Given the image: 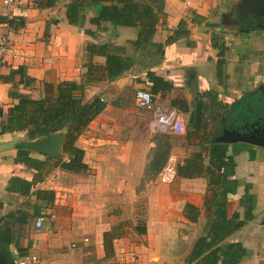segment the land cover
Wrapping results in <instances>:
<instances>
[{
	"label": "crops",
	"instance_id": "crops-1",
	"mask_svg": "<svg viewBox=\"0 0 264 264\" xmlns=\"http://www.w3.org/2000/svg\"><path fill=\"white\" fill-rule=\"evenodd\" d=\"M131 1L147 15L127 25L101 17L125 9L118 0H20L14 9L21 57L0 66V254H34L40 264H264V146L220 140L264 111V102H240L264 98V0ZM104 44L126 67L85 86L84 100L103 107L76 141L84 170L54 165L68 160L65 128L36 138L1 129L20 96L40 99L50 84L86 78L88 64L104 66ZM136 88L178 110L183 131L157 130L135 106ZM219 143L217 172L209 155ZM169 157L176 176L163 183ZM146 172L157 178L140 184Z\"/></svg>",
	"mask_w": 264,
	"mask_h": 264
},
{
	"label": "trees",
	"instance_id": "trees-1",
	"mask_svg": "<svg viewBox=\"0 0 264 264\" xmlns=\"http://www.w3.org/2000/svg\"><path fill=\"white\" fill-rule=\"evenodd\" d=\"M118 1H122L126 5V8L120 12L115 11L116 9L110 6L106 9L104 8L101 12L103 19L127 25L131 17L140 18L143 15L146 17L147 12L142 14L143 9L139 8L135 2L131 0ZM73 7L75 8V5ZM73 15L71 12L67 14V19L70 23L75 22ZM147 30H152V27H149ZM106 48L107 45L104 44L99 46V50L96 51L105 56V65L88 64L86 78H83L80 82L74 80L61 81L58 83L56 89L50 84L46 87L44 97L40 99L20 96L18 102L9 107L5 113L4 120L1 123V129L26 130L29 138H36L65 128L62 151L68 155V160L58 159L54 165L67 171L79 172L84 170L86 167L82 161L84 151L76 144V141L103 107L98 98L90 102L84 100L83 93L85 86L86 84L96 83L101 80L95 76L97 72L105 70L107 77L112 79L120 75L126 67L123 58L115 53L113 47H111L112 51L106 50ZM93 49L90 48L91 53L95 52ZM251 97L250 95L240 102H244L246 106L249 105V108L254 110L256 107H250L249 102L258 101H255L253 99L254 97ZM257 113H262V110H258ZM0 116H3L1 111ZM225 151V146L220 143L214 144L211 148L209 163L215 166L214 170L217 172L221 167L225 166ZM207 169L210 177L213 178L215 172L209 166ZM23 186L25 187V185ZM24 192L26 191L24 190ZM234 228V224L229 222V228L225 230L232 231ZM220 229L221 225L216 223L215 230Z\"/></svg>",
	"mask_w": 264,
	"mask_h": 264
},
{
	"label": "built area",
	"instance_id": "built-area-1",
	"mask_svg": "<svg viewBox=\"0 0 264 264\" xmlns=\"http://www.w3.org/2000/svg\"><path fill=\"white\" fill-rule=\"evenodd\" d=\"M20 4V0H0V66L14 65V61L21 57L20 50L15 46L13 38L15 30L11 26L14 19V9ZM134 103L139 109L148 110L157 130L170 134H179L184 129V119L179 111L172 108L163 110L154 103L150 91L145 88H136L134 91ZM0 95V107H1ZM174 157H169L163 168L158 172L160 182L167 183L172 181L176 176V162ZM44 216H37L34 222V228L40 230ZM16 264H40L37 255L27 254L18 256Z\"/></svg>",
	"mask_w": 264,
	"mask_h": 264
},
{
	"label": "water",
	"instance_id": "water-1",
	"mask_svg": "<svg viewBox=\"0 0 264 264\" xmlns=\"http://www.w3.org/2000/svg\"><path fill=\"white\" fill-rule=\"evenodd\" d=\"M258 15V14H257ZM254 18H259L258 16ZM264 16V14H262ZM252 122L246 121L243 123L242 130L237 131H228L224 130L223 136L220 138L221 141L224 142H233L236 140H243L251 143H255L258 145L264 146V111L260 114H255ZM228 133V134H227ZM34 146L39 150L47 153H53L54 151L51 148L48 150V143H45L42 139L35 140ZM0 264H16L15 262H6L4 256L0 254Z\"/></svg>",
	"mask_w": 264,
	"mask_h": 264
},
{
	"label": "rangeland",
	"instance_id": "rangeland-1",
	"mask_svg": "<svg viewBox=\"0 0 264 264\" xmlns=\"http://www.w3.org/2000/svg\"><path fill=\"white\" fill-rule=\"evenodd\" d=\"M264 99V98H263ZM261 99V100H258V98H255L254 100H257L258 102H264V100ZM251 103H255V102H251ZM249 122H252V121H249ZM154 173L153 172H146L144 173V176H142V179H140V184L143 183V181H149V180H154L156 179L157 177L155 175H153Z\"/></svg>",
	"mask_w": 264,
	"mask_h": 264
}]
</instances>
